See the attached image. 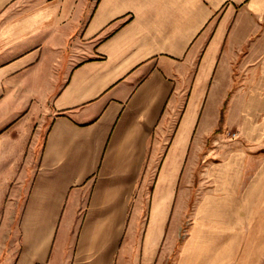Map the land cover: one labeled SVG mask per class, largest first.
I'll return each instance as SVG.
<instances>
[{
	"label": "crops",
	"instance_id": "1",
	"mask_svg": "<svg viewBox=\"0 0 264 264\" xmlns=\"http://www.w3.org/2000/svg\"><path fill=\"white\" fill-rule=\"evenodd\" d=\"M6 244L264 264V0H0Z\"/></svg>",
	"mask_w": 264,
	"mask_h": 264
},
{
	"label": "rangeland",
	"instance_id": "2",
	"mask_svg": "<svg viewBox=\"0 0 264 264\" xmlns=\"http://www.w3.org/2000/svg\"><path fill=\"white\" fill-rule=\"evenodd\" d=\"M17 201H18V203H17V214H16V219H15L16 221L13 224V229L9 231V234L10 235L13 234V230L15 231L14 232L15 235L17 233V229H18V226H17L18 225V219H19V217L21 215L22 207L25 204L26 198L25 197H22V198H19ZM75 232H77V230ZM184 236H185V231H183V234H182V237H181L182 239L181 240H183ZM73 247H74V244L73 243L71 245H69V247L67 248V254H69V253L71 254V252L73 250ZM8 248L9 247L7 246V244H6L5 247H3L2 245H0V264H13V257H14V255L17 254L18 247L16 245L14 247H12V250H14L13 257L11 258L12 260L9 261V262L6 261L7 258H8L9 252H10ZM178 250H179V247H177V252H178Z\"/></svg>",
	"mask_w": 264,
	"mask_h": 264
},
{
	"label": "built area",
	"instance_id": "3",
	"mask_svg": "<svg viewBox=\"0 0 264 264\" xmlns=\"http://www.w3.org/2000/svg\"><path fill=\"white\" fill-rule=\"evenodd\" d=\"M233 135H235V134H233Z\"/></svg>",
	"mask_w": 264,
	"mask_h": 264
}]
</instances>
